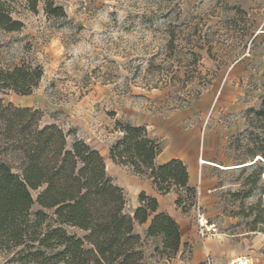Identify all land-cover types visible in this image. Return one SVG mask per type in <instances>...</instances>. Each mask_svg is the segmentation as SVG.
<instances>
[{"label": "rangeland", "instance_id": "rangeland-1", "mask_svg": "<svg viewBox=\"0 0 264 264\" xmlns=\"http://www.w3.org/2000/svg\"><path fill=\"white\" fill-rule=\"evenodd\" d=\"M56 3L66 18H49L40 5L37 14L23 12L22 31H0V71L26 64L44 72L31 95L4 90L0 98L41 111L42 125L56 124L98 150L124 189L128 213L135 210L133 172L110 159L118 121L146 125L163 156L197 154L210 202L200 207L217 229L210 237L225 240L235 260L264 264V233L249 217L264 203V174L251 166L259 158L246 131L247 111L264 96V0ZM136 230L144 236L145 227ZM145 243V264H188V245L174 255L161 253L160 240ZM0 264L13 263L0 255Z\"/></svg>", "mask_w": 264, "mask_h": 264}, {"label": "trees", "instance_id": "trees-1", "mask_svg": "<svg viewBox=\"0 0 264 264\" xmlns=\"http://www.w3.org/2000/svg\"><path fill=\"white\" fill-rule=\"evenodd\" d=\"M40 5L49 18L67 17L56 0H0V31H22L23 12L37 14ZM43 74L41 67L26 64L0 71V91L31 95ZM42 119L41 111L0 98V255L13 264H145L148 240H160L163 254L180 252V226L159 212L156 198L141 193L140 205L128 213L124 189L107 173L100 152L56 124L42 125ZM247 119L251 156L259 158L251 166H260L261 177L264 96L259 108L247 111ZM116 129L120 137L110 150L113 163L151 180L163 196L176 194L183 213L198 206L187 166L180 159L159 164L162 143L146 125L118 121ZM249 217L264 233L262 200L250 208ZM137 226L145 227L144 236Z\"/></svg>", "mask_w": 264, "mask_h": 264}, {"label": "crops", "instance_id": "crops-1", "mask_svg": "<svg viewBox=\"0 0 264 264\" xmlns=\"http://www.w3.org/2000/svg\"><path fill=\"white\" fill-rule=\"evenodd\" d=\"M151 134V133H150ZM152 136V135H151ZM157 139V138H155ZM158 140V139H157ZM163 151L158 157L157 162L159 164L168 162L172 159H180L185 163L188 168L190 176V185L195 187L199 196V205H207L210 202L206 198V181L207 176L204 175V167H199L197 161H194V156H186L181 154H169L165 151V156H163ZM208 166H211L208 162H203ZM212 166H214L212 164ZM219 167V166H214ZM232 169V168H228ZM130 183L133 186V198L135 200V209L140 205L139 196L141 193L145 192L148 196L156 198L159 204V212L168 213L175 221L179 224L182 236V246L179 253H185L186 245L190 248L191 255L188 264H206L207 258L212 259L213 264H234L236 258L234 253L229 249V245L225 240L220 238L208 237L201 238L199 235V227L195 220L193 212L183 213L176 205L178 199L177 195L174 193L168 195H161L156 187L153 185L152 181L132 174ZM240 258V257H238Z\"/></svg>", "mask_w": 264, "mask_h": 264}, {"label": "built area", "instance_id": "built-area-1", "mask_svg": "<svg viewBox=\"0 0 264 264\" xmlns=\"http://www.w3.org/2000/svg\"><path fill=\"white\" fill-rule=\"evenodd\" d=\"M194 210L197 214V224L199 227V235L201 236V238L205 239L217 233V229L215 225L209 224L205 216L202 214V210L199 204ZM253 263H254L253 258L249 256L240 257L236 259V261L234 262V264H253ZM206 264H213L212 259L210 257L207 258Z\"/></svg>", "mask_w": 264, "mask_h": 264}, {"label": "bare ground", "instance_id": "bare-ground-1", "mask_svg": "<svg viewBox=\"0 0 264 264\" xmlns=\"http://www.w3.org/2000/svg\"><path fill=\"white\" fill-rule=\"evenodd\" d=\"M246 166H247V164H246ZM249 166V165H248Z\"/></svg>", "mask_w": 264, "mask_h": 264}]
</instances>
